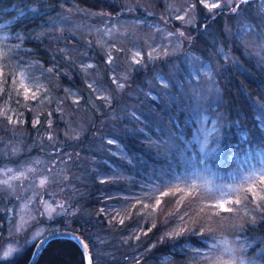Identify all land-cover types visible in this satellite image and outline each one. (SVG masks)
<instances>
[{
	"label": "trees",
	"instance_id": "1",
	"mask_svg": "<svg viewBox=\"0 0 264 264\" xmlns=\"http://www.w3.org/2000/svg\"><path fill=\"white\" fill-rule=\"evenodd\" d=\"M121 1L0 0V136L6 137L0 164L21 159L49 177L61 169L82 175L78 199L66 193L61 180L44 187L43 197L55 198L68 216L82 201L81 212L73 211L70 221L64 213L61 220L51 215L48 233L76 231L92 264H212L221 242H235L239 255L264 264V202L250 198L233 204L232 212L210 207L221 193L247 187L239 176L248 171L250 158L264 152V60L255 54V43L264 51V16L243 17L227 37L220 15L213 18L199 9L192 30L198 46L191 42L183 48L178 67L163 58L156 65L149 58L125 67L131 58L112 34V17L104 10L102 17L93 15L104 3L118 15ZM155 5L164 12L166 0ZM143 23L146 30L158 29L157 20ZM213 29L224 46L219 55L220 43L210 40ZM119 35L125 41L130 34ZM135 39L137 49L148 47L144 37ZM199 57L213 64L204 68L212 76L202 83L196 79L200 72L190 71L185 61L197 65ZM157 66L162 69L155 76L151 70ZM126 68L120 78L119 70ZM21 73L31 87L27 93L18 88ZM205 110L221 113L203 161L194 151ZM61 115L84 134L61 137L66 125ZM9 116H19L21 123L16 118L10 123ZM14 126H20L19 133ZM176 186L195 192L179 204L183 193L162 195ZM2 204L0 195V236L8 223ZM185 225L191 231L169 235ZM42 250L34 264H86L73 238L56 236ZM32 252L31 244L10 262L28 263Z\"/></svg>",
	"mask_w": 264,
	"mask_h": 264
},
{
	"label": "rangeland",
	"instance_id": "2",
	"mask_svg": "<svg viewBox=\"0 0 264 264\" xmlns=\"http://www.w3.org/2000/svg\"><path fill=\"white\" fill-rule=\"evenodd\" d=\"M122 2L124 3V7L118 15L115 13V11L109 10L108 3H104L102 9L94 10V13L93 11L89 12V14L87 13V18H89V16H92V13L96 17H102L103 10L105 15L112 17V34L115 36V38H120V47L124 51L126 50L131 58L130 61L126 62L125 67L131 65L133 67L140 66L149 58H151V61L153 62L156 61V59L163 58L164 63L170 61L173 66L178 67V65L180 64V60L178 59L177 62L176 58L178 57V54H182L183 48L188 43L191 44V42L198 46L197 40L195 38L196 35L192 34V30H194L195 28V22L199 14L197 13V11H199V9L202 10L203 13L210 14L213 18L220 15L222 21L225 23L223 25L224 32L226 33L227 37H229L231 33H234L233 27L235 26L236 29V25L241 21L243 17L245 18V16H250L251 18H255V20H260L263 19L264 16V0H248L247 4H241L240 8L235 12L232 11V8L235 7V4L236 2H238V0H232L231 3L229 2V0H204V3H201V0H166L167 5L163 9L164 12L155 10V0H122L120 3ZM205 3H218L220 6L209 9L208 7H205ZM138 5L143 7L144 10L142 11L140 6ZM150 13H152V15H150ZM154 15H156V17L152 18L154 17ZM180 17H182V19ZM150 19L154 21L157 20L159 22V24H157V30H151L148 28L146 30V28L142 26L144 25L143 21H150ZM89 20H91V18H89ZM229 20L231 22L230 24L228 22ZM89 30L93 31L91 29ZM170 30H172V32ZM124 33H129L132 36L129 35V37L124 41V39L119 35H124ZM210 33V40H214L215 42L220 43V35L215 33L214 29L211 30ZM140 36L144 37V41L147 42L148 46H146L147 48L143 51L141 49H137L136 47L135 37ZM242 41H246L244 36H242ZM255 45L256 47L258 46V50L255 51V54L260 60H264V51H262V49L259 47L260 44L255 43ZM216 48V52L218 53V55L221 54L220 52H223L224 50V46L221 45V43ZM155 52L157 53L155 54ZM137 53H139L138 56L136 55ZM168 53H171V57L169 58H167ZM184 56L187 58L188 53L184 54ZM187 60L185 61L188 66L190 65V71L192 69L193 71H195V73L200 72V74L198 73L199 75H197L196 77L197 82L202 83L204 79H210V77L212 76L210 75L211 72L206 73L204 70V68L210 69V67L213 66L210 61L205 62V60L199 57L197 65H194V63H192L189 58ZM136 61L139 62L137 63ZM212 61L217 65V68L219 65L217 64L216 59L213 58ZM116 64H121V60H117ZM154 65H156V63ZM126 69L127 70H124L123 72L122 70H119L118 73L120 75V78L126 77L128 70H130L128 68ZM161 69L162 67L157 66L151 71L156 76L158 75V73H160ZM140 72H142V69ZM168 73L170 74L169 76L172 75L175 77L172 70L169 69ZM73 100L76 101L77 97H74ZM70 101L72 100L70 99L66 104H72ZM66 104L64 106V109H67L66 115L68 114L69 116L71 115L69 114L70 109L66 106ZM80 104L82 103H74L73 105H77L78 109L86 112V109ZM1 108L2 106H0V110ZM220 113L221 112L217 111L216 114L211 115L209 111L205 110L201 114L202 119L200 122V126L199 129H197L195 132L196 150L194 151V153L197 158L203 161L204 157L207 155L208 150L212 149L210 146L213 139L211 131L214 128V122L217 118V114L219 115ZM66 115H61V120L66 122V125L62 130L63 136L61 137L75 139L77 138V136L83 135V131L76 130L73 127V124H70L67 121ZM15 118L17 122L21 123V119L19 116L12 118L9 122L13 123ZM19 128L20 126H14V128L12 127L13 131L15 130L18 133L20 132ZM5 138L6 137L4 136L0 137V143L3 142ZM14 145H18V142H15ZM4 155L5 151L1 150L0 148V158ZM255 156L256 157L254 159H249L248 171H246L244 175L239 176V180L246 186L248 177L256 175L259 173L260 169H264V152L260 151L259 153H256ZM249 157H251V155H249ZM5 162H8L6 166L4 165ZM30 174H32L33 176L29 177ZM50 174L51 177H49V174L45 175L42 170H38V168L34 169L28 164V162H26L25 160L22 161L21 159L17 162L16 165L12 164L9 159H5L3 164H0V190H2L1 192L4 196H12L15 200L13 201L12 206V210H14L13 215L9 218L7 229L3 230L4 232L0 237V262L7 263L13 260L15 257H18L22 252H24L25 249L30 246L31 243L41 238V236L44 235L46 231H49V221L51 220L49 218L51 215H54L55 218H59V220H61L62 218L58 217V215L64 213V217L67 218L68 221H70L72 219L71 217L73 216V211L76 210V212H81L83 208L81 204L82 201L75 205V208L72 210L71 216H68V212L65 210L66 208L61 205L58 206L57 202H53L52 200H54L55 198L51 200L45 199L47 198V196L43 197V191L44 187L48 186V184L53 180H61L65 187L64 189L66 193L68 195L71 194V197H73V199H78L82 192L81 183H78L82 179V175L74 173L71 169L69 171L61 169L58 172L53 170ZM41 180H46V182L42 185ZM230 197L233 199V194L230 193ZM28 200L31 201V203H28ZM160 205L161 204H159L158 207L160 210H162L163 207L161 208ZM158 207H155L156 210H158ZM1 210L3 211V209ZM218 247L219 254L217 255H219L218 259L220 260H232L235 261V264H240L241 261H243V264L251 263L250 261H247L246 258H243L238 254L239 252L237 251L235 242H229V244L221 242L219 243ZM8 248H13L15 249V251H13L9 257L4 258L3 252ZM202 252L203 250L201 249L197 250V253H199L198 255L204 254ZM213 262L214 260L212 261V264Z\"/></svg>",
	"mask_w": 264,
	"mask_h": 264
},
{
	"label": "snow or ice",
	"instance_id": "3",
	"mask_svg": "<svg viewBox=\"0 0 264 264\" xmlns=\"http://www.w3.org/2000/svg\"><path fill=\"white\" fill-rule=\"evenodd\" d=\"M229 2L231 3L232 0H229ZM201 3H204V0H201ZM248 0H238V2H236L235 7L232 8V11L235 12L237 11V9L240 8L241 4H247ZM220 5L218 3H212V4H207L205 3V7H208L209 9L211 8H216L219 7ZM182 19V17H180ZM137 56L139 55V53L136 54ZM137 63L139 61H136ZM3 75L2 70H0V76ZM6 82V81H5ZM121 87H123V85H120ZM19 89H23L25 93L31 91V87L29 85H26L24 83V77L23 74H20V82H19ZM39 89H37L38 91ZM36 93L33 92L32 93V98H35ZM25 98L27 99V95L25 96ZM4 115H6V113H2ZM9 121H11V117H8ZM113 141H109V143H112ZM46 182V180H41V184L43 185ZM6 183V182H5ZM195 190L191 189L190 191H185L184 189L179 188L178 186L173 187L169 190V192H165L162 193V195H176L177 193H183V195L180 197V199L177 201V203H182L184 196L185 195H190V194H194ZM230 193L229 192H223L221 193V195L219 197L216 198V201L214 204L210 205L211 208L213 209H223L226 212H232L234 211L232 205L236 204V205H240L244 200H249L251 198L252 201H262L264 202V169H260L259 173L253 176L248 177L247 179V187H245L244 185H240L238 188H233L231 190V194H234L236 196L235 199H227L228 195ZM157 203H159V201H157ZM227 205V206H226ZM215 215H219V212H215ZM181 222L184 221V216L180 217ZM191 231V229H187L186 225L183 227H180L179 230H173L172 233H169V235H183V233L185 231ZM198 234L197 232H193V235ZM39 235V234H38ZM82 246L86 249L87 245H83ZM37 247H39V245H37ZM15 251V249L13 248H8L6 251L3 252V257L7 258L9 257L12 252ZM33 255H35V253H33ZM89 264H91L90 259H89ZM213 264H235V261L232 260H220L217 259L216 261L213 262ZM240 264H243V261L240 262Z\"/></svg>",
	"mask_w": 264,
	"mask_h": 264
},
{
	"label": "water",
	"instance_id": "4",
	"mask_svg": "<svg viewBox=\"0 0 264 264\" xmlns=\"http://www.w3.org/2000/svg\"><path fill=\"white\" fill-rule=\"evenodd\" d=\"M67 236L68 238L70 239H75V241L78 243L79 247L82 248V252L84 253L85 255V261H86V264H89V259H90V262L92 264V258H91V255L89 253V248L87 246V248L85 249L83 245H87L84 238H81L79 235H77L76 232L72 231V232H67V230L65 231H61V232H57V231H54V232H51L50 234L48 235H44L41 237V239H39L38 242H35L34 244V249H33V253H35V255H33L32 253V256H31V259L29 260L30 262L29 263H25V264H34L36 262V260L38 259L41 251H43L42 249L45 247V245L51 241V239H53L55 236ZM37 245H39V247H37ZM0 264H4V263H0Z\"/></svg>",
	"mask_w": 264,
	"mask_h": 264
}]
</instances>
